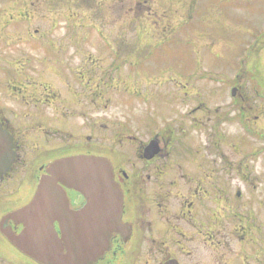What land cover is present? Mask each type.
I'll return each mask as SVG.
<instances>
[{"label": "flooded vegetation", "instance_id": "obj_1", "mask_svg": "<svg viewBox=\"0 0 264 264\" xmlns=\"http://www.w3.org/2000/svg\"><path fill=\"white\" fill-rule=\"evenodd\" d=\"M25 3L28 10H21V19L31 14L30 8L31 12L44 13V8L54 4L52 0ZM25 37L21 33L19 39ZM74 45L79 50L76 42ZM31 49H44L45 55L51 57L60 55V48L51 41L43 47L31 45ZM26 59L27 51L15 47L11 64L21 65V70L0 80L5 93L0 94V125L12 136L17 155L10 172L0 180V264H36L8 240L24 229L11 219L12 213L27 206L35 195L23 188L22 176L29 171L38 183L47 165L59 159L49 160L56 152L48 148L50 137H56L57 151L66 135L71 140V155H93V142L100 133L96 112L109 107V90L117 88L118 81L116 76H65L60 70L53 71L52 76L33 73ZM24 67L27 71L25 68L22 72ZM189 92H179L181 102H187ZM65 93L74 100H66ZM237 93L232 109L239 113L241 121L248 114L243 103L249 101L248 112L252 106L250 99ZM162 95L177 96L169 90ZM165 104L169 106L167 101ZM202 107L187 111L185 120L175 126L173 110L159 102L148 111L153 113L152 122L150 115L139 111L141 133L136 135L127 128L120 129L115 122L105 127L112 136L101 156L111 162L114 181L123 196V212L110 250L97 264H264V185L252 179L264 176V158L262 154L258 159L251 156L249 146L240 148V144H246L240 138H231L227 151L215 148L219 143L214 140L213 120L221 124L229 117L217 112L212 118L211 112ZM81 113L88 118L82 133L74 138L63 132V123H71ZM197 115L206 122L196 119ZM206 123L212 124L209 132L205 130ZM193 129L204 132L207 151L188 142V133ZM209 158L214 162L218 159L220 167H208ZM67 194L71 211L78 212L85 206L81 195L72 191ZM22 197L24 201L17 206Z\"/></svg>", "mask_w": 264, "mask_h": 264}, {"label": "rangeland", "instance_id": "obj_2", "mask_svg": "<svg viewBox=\"0 0 264 264\" xmlns=\"http://www.w3.org/2000/svg\"><path fill=\"white\" fill-rule=\"evenodd\" d=\"M24 1L0 0L1 81L21 70L11 65L14 45L21 40V33L26 34L27 40L30 37L36 40L39 46L44 42L41 38L46 36V40L59 42L62 47L59 57L55 55L63 60L62 66L35 58L44 59V50L39 53L26 48L24 43L20 44L24 45L22 48L16 47L26 50L33 60L27 56L30 72L52 76L55 65L57 70L64 68L65 76L91 74L123 79L122 88L118 79L115 83L118 87L109 90V107H101L96 112V123L100 127L97 140H94L96 152L101 154L112 136L105 127L115 122L120 129L127 128L134 135L138 131L141 133L138 111L141 109L146 116H151L153 113L148 111L160 102L173 110L171 118L176 120L175 126L185 120L183 115L187 111L201 105L204 106L201 110L211 112L212 118L217 112L228 116V121L221 124L213 120L214 140L219 143L214 147L227 151L231 138H240L241 143L246 142L240 144V148L249 146L251 156L258 159L262 154L264 158V111H260L264 107V0H52L54 4L44 8V13L31 12L30 8L31 14L21 19V10H28ZM38 27L40 31L36 36ZM48 58L52 57L48 55ZM233 88H239L252 101L250 112L249 105L245 104L248 109L245 114H248L243 122L238 119L239 113L232 109ZM1 89L0 94L5 95ZM167 90L177 96H160ZM184 90L192 91L187 102H181L182 97L178 96ZM257 93L260 95L255 96ZM65 97L74 100L66 93ZM2 103L9 104L8 101ZM84 118L80 115L71 123L64 122L60 128L78 135L88 121ZM171 118L168 120L172 121ZM198 118L206 122L197 115ZM205 125L209 132L212 124ZM203 133L190 130L188 142L207 151ZM62 137L61 142L67 141L61 144L65 151H57V139L51 138L48 148L56 152L49 160L70 150V138ZM208 162V167H220L218 159L214 162L209 158ZM259 165L257 160V167ZM23 176V188L33 192L35 183L31 175ZM252 179L264 185V176ZM24 199L19 198L16 205Z\"/></svg>", "mask_w": 264, "mask_h": 264}, {"label": "water", "instance_id": "obj_3", "mask_svg": "<svg viewBox=\"0 0 264 264\" xmlns=\"http://www.w3.org/2000/svg\"><path fill=\"white\" fill-rule=\"evenodd\" d=\"M15 158L13 140L0 126V179L10 171ZM63 187L86 197L88 206L81 213L69 211ZM121 215L122 196L108 161L67 158L48 167L33 202L13 213L24 231L9 239L39 264H95L108 251ZM56 222L61 237L55 230Z\"/></svg>", "mask_w": 264, "mask_h": 264}]
</instances>
